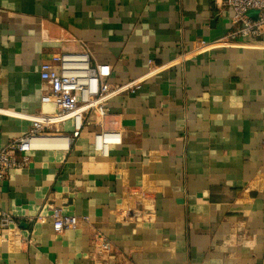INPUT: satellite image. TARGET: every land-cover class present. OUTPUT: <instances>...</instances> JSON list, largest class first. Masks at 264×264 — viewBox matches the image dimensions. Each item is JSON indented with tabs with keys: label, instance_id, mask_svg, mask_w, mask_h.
Listing matches in <instances>:
<instances>
[{
	"label": "crops",
	"instance_id": "1",
	"mask_svg": "<svg viewBox=\"0 0 264 264\" xmlns=\"http://www.w3.org/2000/svg\"><path fill=\"white\" fill-rule=\"evenodd\" d=\"M223 3L0 0V146L28 130L19 115L50 108L39 66L54 53L86 45L110 83H141L7 172L0 264H264V41L214 43L235 27ZM105 127L120 143L103 154ZM55 206L88 221L56 233Z\"/></svg>",
	"mask_w": 264,
	"mask_h": 264
},
{
	"label": "built area",
	"instance_id": "2",
	"mask_svg": "<svg viewBox=\"0 0 264 264\" xmlns=\"http://www.w3.org/2000/svg\"><path fill=\"white\" fill-rule=\"evenodd\" d=\"M223 5L232 11L234 29L223 35L217 42L264 41V0H224ZM249 10H256V16H249ZM200 45L208 42L200 40ZM149 65L153 61H148ZM111 68L108 64L92 62L91 52L86 45L78 51H61L51 55L39 66L41 83L40 102L49 106L35 114L19 115L30 121L28 130L6 144L0 146V182L7 172L25 165L28 152L46 147L45 141L52 140V146L64 148L77 138L91 114L107 108L108 100L125 91L135 92L141 87L138 81L118 85L108 81ZM72 122L70 135L62 133L61 126ZM120 143L119 132L101 128L93 135L94 149L106 154L110 144ZM87 222L86 216L66 214L61 207L55 206L50 214V223L56 233L77 229L80 222ZM15 225L12 216L0 210V232ZM3 234L0 233V237ZM92 243L102 257L116 252V248L101 231H95Z\"/></svg>",
	"mask_w": 264,
	"mask_h": 264
},
{
	"label": "water",
	"instance_id": "3",
	"mask_svg": "<svg viewBox=\"0 0 264 264\" xmlns=\"http://www.w3.org/2000/svg\"><path fill=\"white\" fill-rule=\"evenodd\" d=\"M257 11L256 10H249L248 12H247V15H249V16H256L257 15Z\"/></svg>",
	"mask_w": 264,
	"mask_h": 264
},
{
	"label": "bare ground",
	"instance_id": "4",
	"mask_svg": "<svg viewBox=\"0 0 264 264\" xmlns=\"http://www.w3.org/2000/svg\"><path fill=\"white\" fill-rule=\"evenodd\" d=\"M52 140H54V139H51V140L47 139V141H45V145H47V146L52 145V144L49 143V142H53Z\"/></svg>",
	"mask_w": 264,
	"mask_h": 264
}]
</instances>
